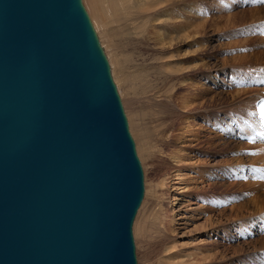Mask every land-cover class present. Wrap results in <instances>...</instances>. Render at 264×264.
Returning <instances> with one entry per match:
<instances>
[{"label":"water","instance_id":"obj_1","mask_svg":"<svg viewBox=\"0 0 264 264\" xmlns=\"http://www.w3.org/2000/svg\"><path fill=\"white\" fill-rule=\"evenodd\" d=\"M144 171L82 0H0V264H138Z\"/></svg>","mask_w":264,"mask_h":264},{"label":"bare ground","instance_id":"obj_2","mask_svg":"<svg viewBox=\"0 0 264 264\" xmlns=\"http://www.w3.org/2000/svg\"><path fill=\"white\" fill-rule=\"evenodd\" d=\"M84 1L116 80L121 59L109 18L140 31V42L154 54L141 69L158 77L165 109L182 119L166 137L171 163H164L172 167L175 193L163 251L176 256L174 244L168 246L178 232L176 204L202 208L208 189V264H264V121L256 110L264 97V0H208V12L197 7L205 0H110L109 9L103 0ZM207 105L208 120L200 115ZM204 143L207 160L198 148ZM204 165L208 179L201 180Z\"/></svg>","mask_w":264,"mask_h":264},{"label":"rangeland","instance_id":"obj_3","mask_svg":"<svg viewBox=\"0 0 264 264\" xmlns=\"http://www.w3.org/2000/svg\"><path fill=\"white\" fill-rule=\"evenodd\" d=\"M82 1L92 21L93 19L85 1ZM103 1L105 8L109 9L110 0ZM198 5L200 8L204 6L206 10L208 9V0L198 2L197 7ZM204 8H201V10ZM206 11L208 12V10ZM160 12H164V10H160ZM109 19L112 20L109 27L111 28L112 40H114L113 45L116 46L117 53H115L119 54L118 58L121 59L117 67L119 81L114 77V68L110 57L108 58L109 55L105 54L109 61L112 77L122 100L130 132L135 141L137 154L144 171L145 196L133 225L138 264H208V189L204 190L201 194L204 200L201 203L202 208L197 205L191 206L185 200H181L179 204H176V208L181 211V217L177 216L178 225L176 227L178 232L176 231L177 233L173 234L176 236L173 240L174 243L171 241L168 244L171 247L174 244L175 250L173 251L176 256L171 259V256L164 252L165 248L163 247L167 244L165 243V237L172 235L167 229L171 219V207L169 206L175 193L171 187L174 182L172 180V167L171 165L168 166V163H164V158H168V162L171 163L170 157H167L171 148L166 145V137H169L172 131L174 132L181 127L182 119L178 115L173 117L172 111L165 109V96L162 95V92L158 93L159 91H156V79L158 77L150 79V71H147L145 68H143L144 70L141 69V64H144V60L145 64L150 63L146 62L147 55L153 56L154 54L147 50L140 42V31L128 27L130 26V22L119 24L116 23V19ZM145 20V17L141 18L140 23L143 24ZM92 23L97 33L94 20ZM98 38L102 42L100 35ZM101 46L104 52H106L105 45L102 44ZM150 60L156 61L152 58ZM156 73V75L159 74L158 71ZM207 112L208 105L202 108L200 115L204 114L208 120ZM167 128L170 132L167 131ZM206 128H208L207 125ZM198 148L203 151L201 152V155H204L202 158L207 160L208 146L206 143L200 145ZM167 151L168 154L166 153ZM199 171L201 172V177H203L201 180L208 179V165L201 166ZM200 184L199 186H206V183L203 184L202 182ZM205 205L207 208H205ZM164 255H167L169 260L165 259Z\"/></svg>","mask_w":264,"mask_h":264},{"label":"snow or ice","instance_id":"obj_4","mask_svg":"<svg viewBox=\"0 0 264 264\" xmlns=\"http://www.w3.org/2000/svg\"><path fill=\"white\" fill-rule=\"evenodd\" d=\"M260 118L262 121H264V102L260 105Z\"/></svg>","mask_w":264,"mask_h":264}]
</instances>
